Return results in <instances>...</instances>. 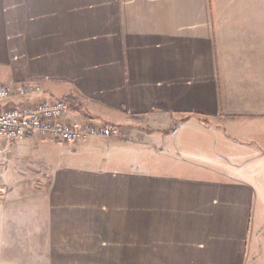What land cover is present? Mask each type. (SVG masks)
<instances>
[{
  "label": "crops",
  "instance_id": "crops-1",
  "mask_svg": "<svg viewBox=\"0 0 264 264\" xmlns=\"http://www.w3.org/2000/svg\"><path fill=\"white\" fill-rule=\"evenodd\" d=\"M0 84L131 133L0 140V264H262L264 0H0Z\"/></svg>",
  "mask_w": 264,
  "mask_h": 264
},
{
  "label": "built area",
  "instance_id": "built-area-1",
  "mask_svg": "<svg viewBox=\"0 0 264 264\" xmlns=\"http://www.w3.org/2000/svg\"><path fill=\"white\" fill-rule=\"evenodd\" d=\"M42 88L36 84L10 86L0 84V139L10 143L40 137L77 143L91 138L125 140L128 133L111 124L87 122L74 125L63 121L67 109L62 100H38L32 104L6 106L11 100L39 97ZM30 103V102H29ZM0 194V199H1Z\"/></svg>",
  "mask_w": 264,
  "mask_h": 264
},
{
  "label": "rangeland",
  "instance_id": "rangeland-1",
  "mask_svg": "<svg viewBox=\"0 0 264 264\" xmlns=\"http://www.w3.org/2000/svg\"><path fill=\"white\" fill-rule=\"evenodd\" d=\"M128 133H129V137L126 138L125 140H128L130 138L131 133L130 132H128ZM0 140H3V139H0ZM159 147H162L160 142H159ZM151 157H152V159L157 158L156 156H153V155ZM263 161H264V156H262V158H257L255 156V158L251 157V158L247 159L241 165H243V166L244 165L245 166L254 165V168L256 170H258V172H260V174H264V162ZM225 167H227V166L222 165V168H225ZM258 200H260V205H259V208H257V204H256V207H255L256 210L253 213L252 223L254 226L258 225L261 228V231H260L259 238H257L255 240L256 241L255 242L256 243V251H255L254 257H257V261L264 264V185L262 186V189L258 192ZM255 230H256V228H254V230H253L254 232H252L254 237L256 234Z\"/></svg>",
  "mask_w": 264,
  "mask_h": 264
}]
</instances>
